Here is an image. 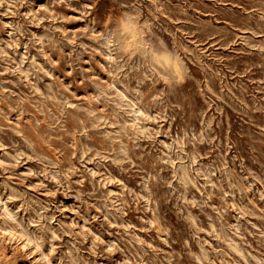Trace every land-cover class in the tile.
I'll return each mask as SVG.
<instances>
[{"label": "clouds", "instance_id": "obj_1", "mask_svg": "<svg viewBox=\"0 0 264 264\" xmlns=\"http://www.w3.org/2000/svg\"><path fill=\"white\" fill-rule=\"evenodd\" d=\"M198 2L0 0V264H264V106L225 144L200 100L223 77L177 26ZM213 4L264 74V0Z\"/></svg>", "mask_w": 264, "mask_h": 264}, {"label": "rangeland", "instance_id": "obj_2", "mask_svg": "<svg viewBox=\"0 0 264 264\" xmlns=\"http://www.w3.org/2000/svg\"><path fill=\"white\" fill-rule=\"evenodd\" d=\"M91 2L92 0H82V3L90 4ZM97 2L99 3V0H97ZM38 3L43 5L45 0H38ZM99 7L102 12L106 10L109 14L113 10L110 6L106 7L105 3H99ZM214 7L223 6H214L213 0H199L198 3L189 8L190 17H194L195 19L189 18L178 20L177 26L183 24L186 31L190 30V42L192 46L195 47L196 41L199 39V47L202 51L206 50L208 53V55L204 56L207 67H201V75H203L205 71H215L223 77L222 81H216V87L213 89L216 93V95L213 96L214 103L209 104L206 97L202 94L200 95V100L208 108V112L212 117L217 119L222 118L224 129L223 136L226 144L229 139H246L242 134V130L246 131L253 127L252 120L264 121V113H250L252 117V120H250L249 115H245L244 112V105L247 104L251 107L254 100L257 99L259 100L257 107L264 106V92L260 90L257 83L259 79L264 78V74L257 73L254 68L250 74L251 78L246 79L244 70L247 66L248 57L246 54L239 51L243 46L235 43L236 36L240 33L237 31L236 27L231 24L230 19L224 16L221 12L214 11ZM3 11L4 9H0V12ZM21 11L26 12L28 9H21ZM69 14L77 17V19L72 21L71 27L76 29L81 26L82 22L78 19L79 14L71 12H69ZM15 19V17L10 15H0V21H2L3 24L12 23ZM201 26H206L208 28L207 35L201 36L200 31H198V28ZM121 27L123 30L129 31V43L135 39V34L129 26L122 24ZM9 31H11V29H4L2 25H0V38L7 39V32ZM33 31L39 30L33 29ZM229 33H233V35L229 36ZM226 40L228 43H225ZM229 44L231 45V48H229ZM241 56H243V61L238 68L234 61ZM54 59H59V57L56 56ZM84 60L87 61L88 57L85 56ZM82 67L89 68L90 65L84 63ZM257 67H259V65H257ZM57 75L62 76L61 73H57ZM65 82L70 83L71 80L65 79ZM238 82H243L246 87L238 88ZM74 87L78 88L79 82H77ZM201 87L202 85L197 82L196 91L200 92ZM228 89H231V99H225L221 96V93ZM209 95H212V93L209 92ZM12 118L15 120L14 114ZM201 119H203V116ZM21 171L23 170L21 169ZM59 199L65 204L70 205L73 203L72 200L65 199L63 196L59 197ZM260 206L264 207V203ZM65 215L68 216L71 215V213H65ZM17 264H27V261L20 260Z\"/></svg>", "mask_w": 264, "mask_h": 264}]
</instances>
